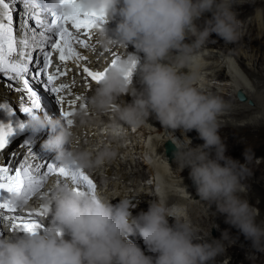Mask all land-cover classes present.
<instances>
[{
	"label": "clouds",
	"instance_id": "1",
	"mask_svg": "<svg viewBox=\"0 0 264 264\" xmlns=\"http://www.w3.org/2000/svg\"><path fill=\"white\" fill-rule=\"evenodd\" d=\"M247 2L77 0L67 6L52 0V7L66 15L74 11L102 15L105 22L96 28L98 45L134 49L87 98L97 116H111L106 128L113 138H123L127 129L143 127L154 118L174 137L177 168L190 170L199 199L214 205L216 214L225 216L224 222L252 248L264 250V221L257 222L258 210L242 195L251 172L247 150L245 163L226 154L228 146L219 134L225 101L200 86L206 66L203 52L210 37L215 34L226 44L237 42L243 27L237 9ZM206 13L211 18L205 19ZM255 13L264 15V9ZM132 61H136L138 88L125 78ZM125 96L131 97L130 103ZM75 116L83 119L87 111ZM25 124L33 134L49 132L41 147L54 153L63 166L93 170L116 156L109 145L94 151L78 147L73 129L46 110L30 115ZM193 130L202 145L192 147L187 133ZM177 131L187 137V143L175 137ZM172 176L167 164L158 173L156 199L149 201L146 212L136 215L131 198L113 204L99 190L93 196L78 194L71 183L53 185L43 195L47 223L35 234L20 231L0 236V264H215L227 252L225 241L231 235L224 231L219 239H202L188 217L187 204L180 202L190 200L191 194L181 176L166 179ZM170 198H175L171 205ZM169 218L174 222L170 224ZM136 234L144 249L130 239Z\"/></svg>",
	"mask_w": 264,
	"mask_h": 264
},
{
	"label": "snow or ice",
	"instance_id": "2",
	"mask_svg": "<svg viewBox=\"0 0 264 264\" xmlns=\"http://www.w3.org/2000/svg\"><path fill=\"white\" fill-rule=\"evenodd\" d=\"M76 2L77 0H60L61 5L67 6H74ZM23 4L28 10L32 28L29 33L15 30L10 5L5 0H0V74L14 73L15 78L23 81V88L30 100V106H23L21 111L27 117L41 111L42 102L41 97L30 86L29 78L26 76L37 78L42 74L46 75V83L52 85L50 91L61 94L59 103L67 109L62 111V115L67 126L72 127L74 124L72 117L76 114L77 108L86 110L87 104L79 103L84 100V97L74 92V78L71 84L60 83L56 86V81L67 76L75 67L82 70L84 78L99 84L108 72L120 63L121 58L113 53V59L103 71H93L89 66H85L88 57L84 54V50L90 47L87 41L93 38V30L105 22L102 15L80 11L66 15L52 7V0H23ZM33 9H38V11H33ZM42 14H47L51 19H47L46 16L42 17ZM70 28L75 29V32L80 35L74 34ZM36 51L43 54L44 63L35 70V73H32L29 65L36 62L33 56ZM54 53L58 54V65L53 62ZM135 68L136 61H132L125 77L130 82H132ZM49 69L53 71L49 72ZM0 110L13 115L12 110L6 104H0ZM25 129V122L18 121L14 124L11 121L0 119V152L6 149L18 132H23ZM45 167L48 175H55L63 178L64 181H70L78 194L87 193L95 196L97 185L84 170L56 163L47 164ZM46 178V175L39 177L35 175L31 165L0 166V209L16 213L18 204L14 198L27 204L38 193H41ZM59 183L60 181H57V185ZM43 195L44 193L42 198ZM33 215H45L44 207L42 206L34 214L29 213L27 217L19 215L9 217L12 221V229L35 234L42 228V225L38 220L32 219ZM2 223L3 221L0 220V224ZM3 234L0 230V236Z\"/></svg>",
	"mask_w": 264,
	"mask_h": 264
},
{
	"label": "bare ground",
	"instance_id": "3",
	"mask_svg": "<svg viewBox=\"0 0 264 264\" xmlns=\"http://www.w3.org/2000/svg\"><path fill=\"white\" fill-rule=\"evenodd\" d=\"M260 1L262 4H256L257 0H248L244 6L237 9L240 13L238 18L243 22L241 36L237 42L226 44L220 40L206 47V54H204L206 66L200 80V86L206 92L217 94L225 101V110L219 117V134L228 146L226 154L233 159L236 160L238 156H243L240 154L247 150L249 157L247 166L251 172L244 181V185L249 189V195L246 199L249 202L259 199L260 202L255 205L264 216V172H261L264 171V15L255 13L257 8L264 9V0ZM5 2L9 3L14 22L20 28L23 23L21 17L24 16L16 8L20 7L21 4H12L8 0ZM204 18H211V16H207L206 13ZM216 81H225V84H211V82ZM216 88L218 91H215ZM220 90L223 91L219 92ZM238 93L244 96V100L236 98ZM41 102L42 108L45 107L47 113L51 115L48 103L42 99ZM0 104H6L12 110L13 115L0 110V115L4 114L5 118L11 120H14L23 105H26L24 100H18L15 95H6L2 85H0ZM91 121L93 122L92 119ZM21 122L23 121L21 120ZM191 132L196 136L193 139V147L202 145L197 141L198 133L194 130ZM37 140L35 141L37 142ZM183 140L186 141L187 139L183 137ZM32 144L33 142L31 146H33ZM88 144L89 139L86 143V149L89 147ZM94 144L95 142L93 143V150H95ZM11 151L15 158H21L24 154L30 160L38 157L35 150L25 149L20 146L18 141H14L0 153V158L2 156L6 158ZM48 161H53V159ZM240 162L245 163L244 157L241 158ZM206 214L208 219L203 220L199 226L202 231H205V235H202V231H198V235L202 239L206 240L209 234H216L220 238L224 231H228L231 235V239L225 241L227 252L218 256L215 264H264V250L252 248L250 242L244 237L242 239L237 238L240 233L224 222L225 216L214 213L212 207L206 209ZM262 221L257 219L258 223ZM214 223L218 225L217 233L211 232ZM232 241H235L234 245ZM146 254L148 253L146 252Z\"/></svg>",
	"mask_w": 264,
	"mask_h": 264
},
{
	"label": "rangeland",
	"instance_id": "4",
	"mask_svg": "<svg viewBox=\"0 0 264 264\" xmlns=\"http://www.w3.org/2000/svg\"><path fill=\"white\" fill-rule=\"evenodd\" d=\"M262 4V2L260 1V0H257V2H256V4ZM219 82H222V81H217V83H219ZM223 84H225V83H223ZM222 84V85H223ZM206 88V87H205ZM223 90H220L219 92H222ZM217 95V94H216ZM23 106H26V105H23ZM21 113H22V111L20 110V112L18 113V115H17V117L14 119V121L13 120H11V119H8V118H5V116H4V114H1L0 115V118H2V119H4V120H7V121H11V122H17L18 121V119H20V121L21 120H23V117L21 116ZM259 116V115H258ZM189 134H192V132H190ZM187 136H188V133H187ZM244 153H242V154H240V155H243ZM244 157V155L243 156H238L237 158H236V160H238V161H240L241 160V158H243ZM240 159V160H239ZM258 166H260V165H258ZM261 172H264V171H261ZM242 195L245 197V198H247L248 197V195H249V189H248V187L245 185V190H244V192L242 193ZM260 201H259V199H255V201H253V202H250L257 210H258V216H257V219L258 220H263L264 221V216H262V213L260 212V210H259V208L258 207H256V205H258V203H259ZM256 204V205H255ZM216 211V210H215ZM203 215L205 216V217H207V214L205 213V212H203ZM195 228H197V227H195ZM197 230L198 231H202L200 228H197ZM202 232H205V231H202ZM204 235H205V233H204ZM203 235V236H204ZM237 238H240V239H242L243 238V235H241V234H239V235H237ZM258 259V258H257Z\"/></svg>",
	"mask_w": 264,
	"mask_h": 264
},
{
	"label": "water",
	"instance_id": "5",
	"mask_svg": "<svg viewBox=\"0 0 264 264\" xmlns=\"http://www.w3.org/2000/svg\"><path fill=\"white\" fill-rule=\"evenodd\" d=\"M238 97H239L240 100H244V97H243V95L241 93H238Z\"/></svg>",
	"mask_w": 264,
	"mask_h": 264
}]
</instances>
